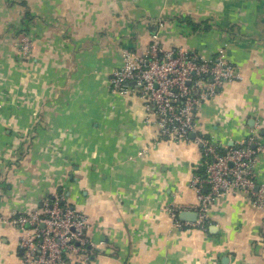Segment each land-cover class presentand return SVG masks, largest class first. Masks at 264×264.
I'll use <instances>...</instances> for the list:
<instances>
[{
    "label": "crops",
    "instance_id": "obj_1",
    "mask_svg": "<svg viewBox=\"0 0 264 264\" xmlns=\"http://www.w3.org/2000/svg\"><path fill=\"white\" fill-rule=\"evenodd\" d=\"M154 34L224 50L241 80L201 106L202 132L232 146L259 124L264 142V0H0V218L63 199L88 219L90 264H264V208L241 191L211 204L205 231L173 226L169 207L196 213L202 149L159 141L143 100L109 89L122 50ZM19 243L0 223V264H21Z\"/></svg>",
    "mask_w": 264,
    "mask_h": 264
},
{
    "label": "built area",
    "instance_id": "obj_2",
    "mask_svg": "<svg viewBox=\"0 0 264 264\" xmlns=\"http://www.w3.org/2000/svg\"><path fill=\"white\" fill-rule=\"evenodd\" d=\"M161 26V25H160ZM31 43L21 36L20 53L27 56ZM122 66L111 74L109 89L120 95L137 94L145 112L155 117L159 141L197 145L203 159L191 187L197 197L195 222L179 219L180 209L168 214L178 230L205 231L211 204L221 196L241 191L252 206L264 208V184L256 177V166L264 160V142L258 124L241 143L224 146L207 138L198 122V111L226 84L241 80L237 67L224 50L206 58L182 48L165 50L157 34L143 53L122 50ZM150 122V120H148ZM20 232L21 264H90L96 245L87 237L88 219L63 199L46 201L42 210L0 218Z\"/></svg>",
    "mask_w": 264,
    "mask_h": 264
},
{
    "label": "water",
    "instance_id": "obj_3",
    "mask_svg": "<svg viewBox=\"0 0 264 264\" xmlns=\"http://www.w3.org/2000/svg\"><path fill=\"white\" fill-rule=\"evenodd\" d=\"M180 220L183 222H195L196 218H197V214L196 213H187V212H181L180 213Z\"/></svg>",
    "mask_w": 264,
    "mask_h": 264
}]
</instances>
